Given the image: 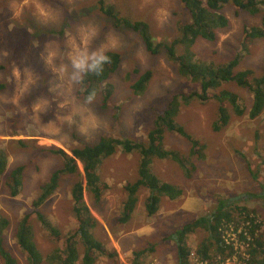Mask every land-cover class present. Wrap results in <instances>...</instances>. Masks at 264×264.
<instances>
[{"label":"rangeland","instance_id":"obj_1","mask_svg":"<svg viewBox=\"0 0 264 264\" xmlns=\"http://www.w3.org/2000/svg\"><path fill=\"white\" fill-rule=\"evenodd\" d=\"M105 1L121 16L146 21L157 41L175 38L178 20L188 19L180 0ZM221 12L228 18V25L217 31L213 42L196 40L193 51L202 60L216 63H226L238 55L236 70L251 68L260 74L264 70V37L246 45L242 42L244 31L258 25L262 13L253 15L230 3ZM4 22L10 23L9 28L14 26L8 39L10 47L21 39L19 31L25 35L31 31L27 41L34 47L31 66L25 58L19 64L12 61L9 52L0 46V84H4L0 89V149L7 153V169L24 166L22 184L14 196L0 178V215L10 221L5 232L6 247L19 264H28L16 244L15 227L30 211L38 185L62 164V159L45 147L56 146L70 154L72 148L92 144L101 136L145 140L153 123L154 108L163 107L172 93L184 94L198 90L200 85L181 75L164 52H148L138 32L115 25L98 9L97 0H0V34ZM101 46L122 56L119 68L109 79L113 92L106 106L101 93L91 104L78 99V86L59 75L61 68L70 70V57L75 50ZM146 69L151 71V79L146 91L137 95L130 84ZM221 87L237 93V105L243 112L237 114L228 104V123L215 130L214 100L182 103L176 122L190 137L205 142L204 157L192 153L189 140L181 134L165 132V148L177 152L183 165L165 158L154 160L153 170L161 181L180 188L181 194L174 199L162 197L155 214L147 215L144 202L149 191L142 188L130 220H117L126 195L124 185L137 178L139 154L119 149L102 160L99 171L108 184L102 198L94 203L85 191V202L99 222L93 233L109 254L99 255L96 264H132L133 252L152 243L161 244L156 253L140 258L145 264H177L174 242L161 241V237L166 238L182 224L211 212L221 199H234V204L256 210L258 236L262 233L264 241V199L253 197L264 182V109L257 117H249L250 90L228 82ZM19 140L25 144L20 145ZM78 165L82 174V165ZM74 180V175H64L57 190L40 207L63 233H69L76 225L70 194ZM32 218L34 242L47 258L61 242L47 239L49 231L35 215ZM197 231L189 236L193 247L205 236L203 231ZM230 237L234 251L224 262L220 258L202 261L189 255V264H239L245 246L240 245V237ZM244 256L247 264L248 255ZM42 264H48L46 259Z\"/></svg>","mask_w":264,"mask_h":264},{"label":"trees","instance_id":"obj_2","mask_svg":"<svg viewBox=\"0 0 264 264\" xmlns=\"http://www.w3.org/2000/svg\"><path fill=\"white\" fill-rule=\"evenodd\" d=\"M180 1L188 13V19L178 20V35L165 42L155 39L146 21L132 20L129 17L121 16L113 5L108 4L105 0H97L98 9L110 17L115 25H123L138 32L148 52L152 54L164 52L168 59L175 64L181 75L200 86L198 90H192L184 94L174 92L169 95L163 107L154 108L153 123L145 140L101 136L92 144H83L72 148L70 154L56 146L45 147L48 151L58 155L62 159V164L38 185V192L31 200L30 211L20 218L15 227L14 238L16 244L26 255L28 264H42L43 259H46L48 264H78L79 261L82 264H96L99 255H109L103 243L93 233L99 222L90 212L85 202V191H88L94 203H98L108 186L107 182L101 178L100 164L103 159L110 157L119 149L123 153L139 154L137 178L133 182L124 185L126 195L122 201L118 217L120 223L127 222L132 216L138 202L139 190L142 188L149 191V195L144 202L145 211L149 216L158 211L162 197L167 196L174 199L181 194L180 188L161 181L157 177L153 170V162L154 160L171 158L183 165L177 152L165 148L164 134L166 131L181 134L189 140L191 152L204 157L205 142L190 137L191 135L186 133L176 122V116L180 112L182 103L187 104L190 100L202 102L214 100L217 104V119L214 121V129L225 126L229 119L228 104L233 106L237 114L243 112L237 105L239 99L237 93L221 87L228 82L247 88L252 93V104L248 112L249 117L255 118L263 111L264 70L260 74H257L251 68L236 70L235 67L239 62L238 55L226 63H216L212 60L205 61L198 57L192 46L198 39L209 42L216 40L217 31L228 25V18L221 12L223 6L228 3L253 15L262 13L260 23L244 31L243 45L250 43L252 39L264 37V0ZM3 24V32L0 34L2 49L7 50L11 60L17 64L25 58L28 64L31 63L32 66L34 64V47L31 46V41H27L31 39V31L28 35L19 31L18 37L21 39L16 40L14 46L10 47L12 45L9 44L8 39L12 37L14 26L9 28L10 23L4 22ZM178 48H181L179 53ZM107 55L111 57V63L105 65L104 71L100 75L89 74L86 77L83 84L79 85L76 90L78 99L85 100L88 93L95 90L96 96L99 93L102 94L103 105H107V101L113 92V85L109 82V79L119 68L122 60L121 53L116 50H108ZM151 75V71L146 69L133 80L130 88L135 94L139 95L146 91ZM2 88H4V84H0V89ZM19 141L20 145L25 144L23 141ZM7 158L6 151L0 149V178L3 179L10 194L14 196L18 193L19 186L22 184L24 166L18 164L7 169ZM78 162L82 165V174ZM189 167L190 165L187 166L188 171L191 169ZM64 175H74L75 177L70 188V194L76 225L69 233H63L55 228L40 208L48 197L57 190ZM253 197L264 199V182L260 184L258 192L253 193ZM255 211H250L246 206L234 204V199L229 201L221 199L218 200L211 212L184 223L180 228L173 231L170 236L161 237V241L171 240L174 242L177 264H189V261H191L189 255L193 250L199 260L207 261L220 258L224 262L226 258L232 256L234 251L231 242H226V234L230 230L229 224L233 227V231L237 232L240 227L239 223H242L244 227L240 233L237 232V236L242 239V243L245 245L243 251L248 255L247 264H264L262 255L263 235L260 233L258 236L257 230L260 223L257 222ZM33 215L42 227L49 231L47 239L60 240L61 242L47 258L43 257L34 242ZM9 224V218L0 215V257L3 264H19L16 257L6 247L5 232ZM198 229L203 231L205 236L195 241L196 246L193 247L189 242V236L197 233ZM153 238L155 239V236ZM160 244L156 243L155 245L152 243L148 247L133 252L132 264H145L144 259L140 258L147 253H156V249ZM152 258L155 257L152 256Z\"/></svg>","mask_w":264,"mask_h":264},{"label":"clouds","instance_id":"obj_3","mask_svg":"<svg viewBox=\"0 0 264 264\" xmlns=\"http://www.w3.org/2000/svg\"><path fill=\"white\" fill-rule=\"evenodd\" d=\"M109 63H111V57L107 55V49L103 46L95 49L84 47L75 50L70 57V70L67 67L61 68L59 75L62 79L66 76L71 84L79 86L83 84L89 74L100 75L104 71L105 65ZM95 98L96 92L92 90L85 97V102L91 104Z\"/></svg>","mask_w":264,"mask_h":264},{"label":"built area","instance_id":"obj_4","mask_svg":"<svg viewBox=\"0 0 264 264\" xmlns=\"http://www.w3.org/2000/svg\"><path fill=\"white\" fill-rule=\"evenodd\" d=\"M225 227H227V226H225ZM242 228H243V227H239L238 230H237V232L240 233L241 230H242ZM229 229H230L231 231H230V230L227 231V234H226V235H227V237H226V242H227V241H232V240H233V239H230V238H231L230 236H233V237H236V236H237V232H234V231H233V227L230 226V224H229ZM233 237H232V238H233ZM240 245L245 246L242 242L240 243ZM242 254H243V258H242V259L240 258V260L237 261V262H238L239 264H246V262L243 260V259H245V256H244V255H246V254H245L244 251H243ZM190 255H191V256H194V255H195V254H194V250L190 252ZM196 257H197V256H196ZM230 257H231V256H230ZM230 257H229V258H230ZM227 259H228V258H227ZM227 259H226V260H227Z\"/></svg>","mask_w":264,"mask_h":264},{"label":"flooded vegetation","instance_id":"obj_5","mask_svg":"<svg viewBox=\"0 0 264 264\" xmlns=\"http://www.w3.org/2000/svg\"><path fill=\"white\" fill-rule=\"evenodd\" d=\"M137 175H138V174H137ZM187 214H189V213H187ZM182 225H183V224H182ZM182 225H181V226H182ZM181 226H180V227H181ZM180 227H179V228H180Z\"/></svg>","mask_w":264,"mask_h":264}]
</instances>
